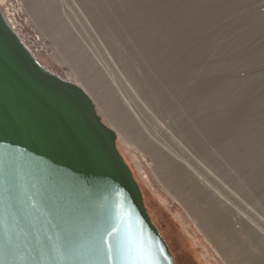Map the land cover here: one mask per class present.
<instances>
[{
    "label": "rangeland",
    "instance_id": "obj_1",
    "mask_svg": "<svg viewBox=\"0 0 264 264\" xmlns=\"http://www.w3.org/2000/svg\"><path fill=\"white\" fill-rule=\"evenodd\" d=\"M0 7L46 69L90 95L200 264H264V0Z\"/></svg>",
    "mask_w": 264,
    "mask_h": 264
},
{
    "label": "water",
    "instance_id": "obj_2",
    "mask_svg": "<svg viewBox=\"0 0 264 264\" xmlns=\"http://www.w3.org/2000/svg\"><path fill=\"white\" fill-rule=\"evenodd\" d=\"M117 139L0 7V264H176Z\"/></svg>",
    "mask_w": 264,
    "mask_h": 264
},
{
    "label": "trees",
    "instance_id": "obj_3",
    "mask_svg": "<svg viewBox=\"0 0 264 264\" xmlns=\"http://www.w3.org/2000/svg\"><path fill=\"white\" fill-rule=\"evenodd\" d=\"M118 146V145H117ZM120 150V149H119ZM121 152V151H120ZM121 154H122V152H121ZM123 155V154H122ZM123 157H124V155H123ZM124 159H125V157H124ZM126 160V159H125ZM126 162H127V160H126ZM128 163V162H127ZM129 164V163H128ZM130 166V165H129ZM131 167V166H130ZM132 169V168H131ZM135 175V174H134ZM136 178V177H135ZM137 180V179H136ZM137 182H138V180H137ZM139 183V182H138ZM139 185H140V183H139ZM140 187H141V185H140ZM141 189H142V187H141ZM142 192H143V195H144V200H145V202H146V207H147V210H148V213H149V215H150V217L152 218V221L154 222V224L158 227V229L160 230V232H161V234H162V236L164 237V239L166 240V242L168 243V245H169V247H170V250H171V252H172V254L174 255V257H175V259H176V264H179V261H180V259H181V261L182 262H184V263H186V264H192V261L191 260H189V259H187V257H191L194 261H195V263H198V264H200V261L198 260V258H197V255L195 254V252H194V250L192 249V247L190 246V242L188 241V239L185 237V235L182 233V231H180L181 232V234H182V236L183 237H178V238H175V237H173V236H175V235H177L176 233H174V234H170L169 236H171L172 237V241H176V247H177V250H176V248L173 246V244H175V243H173L172 244V241L170 240V238L168 237V235H167V233H166V229L168 230L169 228H168V224L164 221H162V218L160 217V215L159 216H157L151 209H150V205H149V202L147 201V199H148V197H149V195L147 194V193H145L144 192V190L142 189ZM153 201V200H152ZM153 202H155V201H153ZM157 203V202H156ZM158 205H160L159 203H157ZM161 206V205H160ZM161 208H162V206H161ZM155 209V208H154ZM156 210V209H155ZM164 210V209H163ZM157 211V210H156ZM165 211V210H164ZM185 241V242H184ZM186 243L189 247H190V249H191V252L190 253H187L186 252V250L184 249V247H181V244L182 243ZM179 247H181L182 249H184L183 250V252H180V248ZM194 252V256H193V253ZM187 256V257H186ZM183 257V258H182ZM178 258H180V259H178ZM180 261V262H181Z\"/></svg>",
    "mask_w": 264,
    "mask_h": 264
},
{
    "label": "bare ground",
    "instance_id": "obj_4",
    "mask_svg": "<svg viewBox=\"0 0 264 264\" xmlns=\"http://www.w3.org/2000/svg\"><path fill=\"white\" fill-rule=\"evenodd\" d=\"M67 33H68V32H67ZM69 40H71V39L69 38ZM71 42H72V40H71ZM71 42H70V43H71ZM67 43H68V42H67ZM75 43H76V42H75ZM68 45L70 46V44H68ZM75 48H76V47H75ZM78 52H79V51H78ZM96 80H97V79H96ZM133 175H134V173H133ZM134 177H135V176H134ZM140 188H141V187H140ZM141 191H142V189H141ZM142 194H143V192H142ZM143 198H144V195H143ZM144 202H145V200H144ZM145 206H146V202H145ZM146 208H147V207H146ZM153 223H154V222H153ZM173 229H174V231H175L174 233L177 234V235H175V236H173V237H175V238L183 237L182 234H181V232H180V230H179V228H178L177 226H174V225H173ZM167 231H170V232L172 231V232H173V230H172L171 228L168 229ZM184 242H185V241H184ZM184 242L181 244V247H184V249L186 250V252H187V253H190V252H191L190 247H189L186 243H184ZM184 249H183V250H184ZM188 250H189L190 252H189ZM192 254L195 255L194 252H193ZM174 259H175V257H174ZM175 263H176V260H175Z\"/></svg>",
    "mask_w": 264,
    "mask_h": 264
},
{
    "label": "flooded vegetation",
    "instance_id": "obj_5",
    "mask_svg": "<svg viewBox=\"0 0 264 264\" xmlns=\"http://www.w3.org/2000/svg\"><path fill=\"white\" fill-rule=\"evenodd\" d=\"M155 209L157 210V211H159L160 209L159 208H157V207H155ZM164 218L166 219V221H167V224H168V228L170 229V228H172V225L170 224V220L166 217V216H164ZM170 234H174V232H170V231H168L167 232V235H168V237H169V235ZM181 250H180V252H183V249L181 248V247H179ZM194 256V255H193ZM187 257V256H186ZM178 259H180V258H178ZM187 259H189V260H191L192 261V264H198V263H195V261L189 256V257H187ZM176 260V259H175ZM180 261H181V259H180ZM179 261V264H183V262L181 261L180 262ZM184 264H186V263H184Z\"/></svg>",
    "mask_w": 264,
    "mask_h": 264
},
{
    "label": "built area",
    "instance_id": "obj_6",
    "mask_svg": "<svg viewBox=\"0 0 264 264\" xmlns=\"http://www.w3.org/2000/svg\"><path fill=\"white\" fill-rule=\"evenodd\" d=\"M8 20V19H7ZM9 22V21H8ZM10 23V22H9Z\"/></svg>",
    "mask_w": 264,
    "mask_h": 264
}]
</instances>
